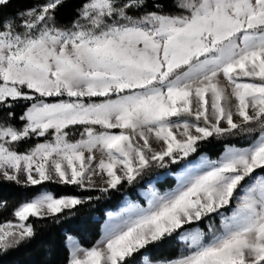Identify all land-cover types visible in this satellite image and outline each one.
Instances as JSON below:
<instances>
[{"label":"snow or ice","instance_id":"obj_1","mask_svg":"<svg viewBox=\"0 0 264 264\" xmlns=\"http://www.w3.org/2000/svg\"><path fill=\"white\" fill-rule=\"evenodd\" d=\"M15 2L0 0V182L106 194L187 163L209 138L259 131L174 189L150 187L147 207L129 204L91 247L67 237L66 264H264V0H77L65 26L68 0L5 12ZM32 137L45 140L19 151ZM87 201L45 190L21 202L0 222V255L36 237L30 218L59 222ZM173 239L179 255H151Z\"/></svg>","mask_w":264,"mask_h":264},{"label":"trees","instance_id":"obj_2","mask_svg":"<svg viewBox=\"0 0 264 264\" xmlns=\"http://www.w3.org/2000/svg\"><path fill=\"white\" fill-rule=\"evenodd\" d=\"M76 4L77 0H68L66 6L58 10L57 21L60 26L70 25L74 18ZM23 6H25L24 3L18 0V2L11 4L5 9V12L15 11ZM21 111L22 109L20 108L16 109L17 119L14 120V123L17 126L22 123L18 120ZM258 135L259 131L224 138H209L207 142H201L197 153L190 158H194L200 153H206L211 159L217 158L227 145L246 147L257 139ZM43 140H45L44 137H32L27 142L19 144L18 148L19 150H23L22 148L25 146L31 148L37 142ZM180 164H169L164 168H153L148 174L138 178L132 184H128L125 181L118 186L119 190L110 189L106 194L101 193L98 189H78L75 186L53 183L24 188L15 184L0 182V201H6V206L0 208V222L14 220L12 215L14 208L21 202L38 194L42 189H47L56 196L74 195L82 197L86 201L88 197H100L98 200L93 199L79 206L74 214L61 216L59 222L52 219L39 220L30 218L37 230L36 237L17 250L0 255V264H66V257L69 254L65 243L67 234L75 236L81 246L91 247L100 236V228L105 218L104 212L106 209H113L118 206L126 195L143 204L144 201L137 195V189L143 187L145 182L153 178L155 174L163 173L167 170L174 171ZM174 184L175 180L173 178L165 177L157 182V187L163 191L173 187ZM199 226L204 230L206 229L204 223L199 224ZM181 250V244L173 239L150 249V253L158 259H170L179 255Z\"/></svg>","mask_w":264,"mask_h":264},{"label":"rangeland","instance_id":"obj_3","mask_svg":"<svg viewBox=\"0 0 264 264\" xmlns=\"http://www.w3.org/2000/svg\"><path fill=\"white\" fill-rule=\"evenodd\" d=\"M221 83L223 84V83H226L224 80H223V78L221 77ZM232 103L234 104L235 103V101L233 100L232 101ZM234 119H237V118H235L234 117ZM22 124H23V122L19 125V126H22ZM113 131H118V130H113ZM258 137H259V135H258ZM78 138V137H77ZM48 139H51V137H48ZM44 142V140L43 141H41V142H37V143H43ZM254 142V141H253ZM252 142V143H253ZM154 147L156 146L155 144L153 145ZM227 146H234V145H227ZM235 147H237V146H235ZM246 147H248V146H246ZM17 148H18V146H17ZM226 148V147H225ZM237 148H244V147H237ZM23 150H19V148H18V150L19 151H25V150H27V149H29V147L28 146H25V147H23L22 148ZM224 151H225V149H224ZM224 151L217 157V158H214V159H211V158H209L208 157V155L206 154V153H200L198 156H196V157H194V158H189V160H188V162L187 163H185V162H181V164L176 168V170H167L166 172H163V173H158V174H155V176H153V178H151L150 180H148V181H146L145 182V184H144V186L143 187H139L138 189H137V195H138V197H140L143 201H144V203L143 204H141L138 200H134V199H132V198H130L128 195H126L124 198H123V200L118 204V206H116L115 208H113V209H106L105 210V218H104V220H103V222H102V225H101V228H100V236H99V238L97 239V240H99L100 238H101V236L103 235V232H104V229H105V227L108 225V224H110V223H112V224H115V223H118L119 221H120V214L122 213V210L123 209H125L126 207H128V205L129 204H139L141 207H147V200H148V196H147V194H148V191H149V188L151 187V188H154L155 190H157V191H159L160 193H163V192H165V191H169V190H171V189H174L176 186H177V184H176V176L179 174V173H181L185 168H195V166H196V164H198L199 163V161L201 160V158H204V157H206L207 159H209V160H218L223 154H224ZM97 155V159H99V157H100V154L99 153H97L96 154ZM262 173L260 172V170H257V172L254 174V175H256V176H259V175H261ZM165 177H171V178H173L174 180H175V184H174V186L173 187H171V188H167V189H165V190H163V191H161V190H159V188L157 187V182L158 181H160V180H163ZM96 179V181H97V184L98 185H100L102 182L100 181V179H99V177H96L95 178ZM245 186H247L248 184H250L251 183V181H249V180H247L246 179V181H244V182H242ZM45 190H47V189H42L40 192H42V191H45ZM48 191V190H47ZM39 192V193H40ZM38 193V194H39ZM37 195V194H36ZM240 195H243V191H238L237 193H236V196L237 197H239ZM63 196V195H62ZM34 197V196H33ZM32 197V198H33ZM80 198H82V197H80ZM31 199V198H30ZM83 199V198H82ZM236 203H237V201L234 199L233 200V202H232V204H231V206L229 207V209L227 210V211H225V215H231V211L236 207ZM17 207V206H16ZM15 207V208H16ZM14 208V209H15ZM108 213H112L113 214V216L110 218L109 216H108ZM97 218V217H96ZM15 219V218H14ZM98 219V218H97ZM219 217H215L214 218V220H215V223L217 224V225H219ZM7 221V220H6ZM1 222H4V221H1ZM204 224H205V231H207V227H206V225H207V221H205L204 222ZM200 227L199 225H193L192 227ZM73 237L74 238V240L76 241V242H78V239L75 237V236H73V235H71V234H67V236H66V241H65V243H66V246H67V248H68V251H69V249H70V247H71V242L70 241H68V239H67V237ZM176 240V239H175ZM177 242H179L178 240H176ZM79 243V242H78ZM180 243V242H179ZM181 244V243H180Z\"/></svg>","mask_w":264,"mask_h":264}]
</instances>
